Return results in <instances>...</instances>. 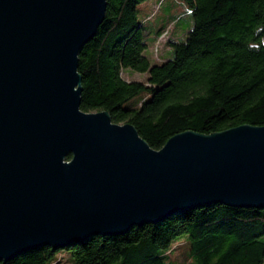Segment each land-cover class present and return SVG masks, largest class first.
<instances>
[{
    "label": "water",
    "instance_id": "water-1",
    "mask_svg": "<svg viewBox=\"0 0 264 264\" xmlns=\"http://www.w3.org/2000/svg\"><path fill=\"white\" fill-rule=\"evenodd\" d=\"M106 1L0 0V262L211 204L264 207V126L154 150L131 124L81 111L78 54Z\"/></svg>",
    "mask_w": 264,
    "mask_h": 264
},
{
    "label": "trees",
    "instance_id": "trees-1",
    "mask_svg": "<svg viewBox=\"0 0 264 264\" xmlns=\"http://www.w3.org/2000/svg\"><path fill=\"white\" fill-rule=\"evenodd\" d=\"M146 1H106L102 23L78 54L81 111L131 124L154 150L186 131L264 126V0H173L184 8L185 29L174 23L179 17L149 22ZM169 26L182 37L156 62L145 51ZM125 71L146 76L128 80ZM63 251L71 264H264V207L211 204L0 264H61Z\"/></svg>",
    "mask_w": 264,
    "mask_h": 264
},
{
    "label": "rangeland",
    "instance_id": "rangeland-1",
    "mask_svg": "<svg viewBox=\"0 0 264 264\" xmlns=\"http://www.w3.org/2000/svg\"><path fill=\"white\" fill-rule=\"evenodd\" d=\"M156 0H147L146 1V10L153 11L151 20L149 22L157 25L163 22H166L168 18L172 17H179V15L183 12V6H180V3H177L173 0H167L163 6H155ZM142 7V6H140ZM139 7V9H140ZM142 15H139V19L141 20ZM186 15L183 14V17L177 18L174 23L181 26V29H185L187 27L186 23ZM182 37V32L179 29H174V27L169 26L166 32L160 36L153 46H150L148 50L145 51V55H148V52L151 54V58L156 61L160 62L163 58H165L166 53L170 50L169 41H177ZM147 40V39H146ZM146 74H128L126 71L123 73V77L128 80H135V81H144ZM63 255H57L61 264H71L70 255L66 251L62 252ZM185 264H190V261H187Z\"/></svg>",
    "mask_w": 264,
    "mask_h": 264
},
{
    "label": "crops",
    "instance_id": "crops-1",
    "mask_svg": "<svg viewBox=\"0 0 264 264\" xmlns=\"http://www.w3.org/2000/svg\"><path fill=\"white\" fill-rule=\"evenodd\" d=\"M159 1H160V0H159ZM159 1L156 0L155 6H158V5H157V2L159 3ZM146 5H147V4L143 5V11H142L145 15H146L147 13L149 14V12H148V11L146 10V8H145ZM151 12H153V11H151ZM151 14H152V13H151ZM149 16H150V17L147 18L148 21H150V20L152 19V18H151L152 15H149Z\"/></svg>",
    "mask_w": 264,
    "mask_h": 264
}]
</instances>
